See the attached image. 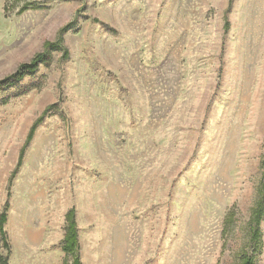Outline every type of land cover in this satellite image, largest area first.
Instances as JSON below:
<instances>
[{
  "label": "rangeland",
  "instance_id": "1",
  "mask_svg": "<svg viewBox=\"0 0 264 264\" xmlns=\"http://www.w3.org/2000/svg\"><path fill=\"white\" fill-rule=\"evenodd\" d=\"M44 51L0 88V259L73 264L72 214L79 264H264V0H0V79Z\"/></svg>",
  "mask_w": 264,
  "mask_h": 264
},
{
  "label": "trees",
  "instance_id": "2",
  "mask_svg": "<svg viewBox=\"0 0 264 264\" xmlns=\"http://www.w3.org/2000/svg\"><path fill=\"white\" fill-rule=\"evenodd\" d=\"M45 58H46V52L44 51V52L36 55L30 62L20 65L14 73L8 75L7 77H5L3 79H0V88L10 87L13 84L22 80L25 76L34 73L36 71L39 63H41ZM32 132H33V128L29 132L30 137L32 135ZM22 154H23V149L19 153L17 167H19L21 164ZM8 196H9V192H8ZM6 206H7V202H6ZM5 219H6L5 218V212L3 211L0 214V235H2V236H4L3 223L5 222ZM67 220H68V226L66 228V232H65V236H64V244L62 246V250L64 251L65 254L73 255V257H74L73 264H79V259H78L77 254H76L77 234H76V230H75L73 215L70 214V216H67ZM5 245H6V243H5ZM244 263L245 264H251V261L245 260ZM0 264H6V260L0 259Z\"/></svg>",
  "mask_w": 264,
  "mask_h": 264
}]
</instances>
